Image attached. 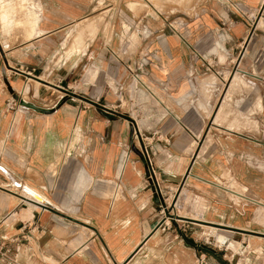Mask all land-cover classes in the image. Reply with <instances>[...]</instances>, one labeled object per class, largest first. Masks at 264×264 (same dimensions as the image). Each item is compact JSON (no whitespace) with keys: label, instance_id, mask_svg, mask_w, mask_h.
I'll list each match as a JSON object with an SVG mask.
<instances>
[{"label":"rangeland","instance_id":"1","mask_svg":"<svg viewBox=\"0 0 264 264\" xmlns=\"http://www.w3.org/2000/svg\"><path fill=\"white\" fill-rule=\"evenodd\" d=\"M52 25L60 26L59 46L45 55L42 79L57 85L60 98L38 105L31 87L11 91L12 114L47 119L67 104L73 116L64 118L77 120L102 109L135 125L143 138L135 148L149 168H155L153 154L163 159L164 147L172 151L168 161L184 173V198L216 201L226 218L264 214L236 174L264 167V153L244 144L264 146V0H0V40L7 47ZM53 69L70 72L69 79L53 81ZM232 78L235 88L226 91ZM157 122L173 123L171 136ZM72 132L81 157L83 133ZM181 133L197 140L187 143ZM131 148L123 151V168Z\"/></svg>","mask_w":264,"mask_h":264},{"label":"crops","instance_id":"2","mask_svg":"<svg viewBox=\"0 0 264 264\" xmlns=\"http://www.w3.org/2000/svg\"><path fill=\"white\" fill-rule=\"evenodd\" d=\"M59 29L45 27L8 47L0 40V143L5 149L0 153V244L7 262L2 264H197L200 254L206 264H264V214L226 218L216 201L184 198V173L168 161L172 151L164 147L163 159L153 154L155 168H149L135 148L143 138L132 122L112 119L102 109H88L74 120L67 104L47 119L6 109L11 93L23 94L24 87L25 93L31 87L38 105L60 98L54 96L57 85L42 79L45 55L58 49ZM54 70L53 81L69 79L70 72L62 76ZM67 113L70 118H64ZM156 124L171 136L173 123ZM74 127L83 133V156L77 158ZM131 133L134 155L123 168ZM180 138L197 140L183 133ZM244 144L264 153V146ZM236 174L264 207V167ZM158 222L171 229H155Z\"/></svg>","mask_w":264,"mask_h":264},{"label":"built area","instance_id":"3","mask_svg":"<svg viewBox=\"0 0 264 264\" xmlns=\"http://www.w3.org/2000/svg\"><path fill=\"white\" fill-rule=\"evenodd\" d=\"M5 106L7 110H12L14 108V104L11 102V99L7 100ZM155 229H160L161 231H168L171 229V224L158 222L155 225ZM204 242L208 243L207 241H204ZM3 247L4 245L0 244V264L7 263L5 260L6 255H5V250L3 249ZM197 264H206V259L202 254H200L199 257L197 258Z\"/></svg>","mask_w":264,"mask_h":264},{"label":"bare ground","instance_id":"4","mask_svg":"<svg viewBox=\"0 0 264 264\" xmlns=\"http://www.w3.org/2000/svg\"><path fill=\"white\" fill-rule=\"evenodd\" d=\"M13 68V67H12ZM233 79H235V78H232L231 80H230V83L228 84V86H227V88H226V91L227 90H229L228 88H229V86L232 84V82H233ZM239 84V83H238ZM234 85V84H233ZM232 86V85H231ZM232 87H234V86H232ZM224 88V87H223ZM235 88V87H234ZM233 89V88H232ZM237 90V89H236ZM230 91V90H229ZM228 91V92H229ZM232 91V90H231ZM225 95H226V93H224ZM220 95V94H219ZM227 95H228V93H227ZM224 96V95H223ZM223 99V98H222ZM222 101V100H221ZM221 104V103H220ZM220 106V105H219ZM28 107V106H27ZM221 108V107H220ZM35 110H38V111H42V112H45L44 110H40V109H37V108H35ZM219 110H221V109H219ZM51 111V110H50ZM231 193H232V191H231ZM237 193V192H236ZM30 196H32V199H34V200H36L37 201V199H36V194H34L33 192L31 193V195ZM26 197H27V195H26ZM28 198V197H27ZM31 200V199H30ZM43 200V199H42ZM43 208V207H42ZM39 209V208H38Z\"/></svg>","mask_w":264,"mask_h":264},{"label":"water","instance_id":"5","mask_svg":"<svg viewBox=\"0 0 264 264\" xmlns=\"http://www.w3.org/2000/svg\"><path fill=\"white\" fill-rule=\"evenodd\" d=\"M131 131L133 132V126H132V124H131ZM129 146L131 147L132 145H133V135H132V133H131V136H130V139H129Z\"/></svg>","mask_w":264,"mask_h":264}]
</instances>
